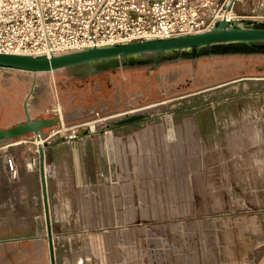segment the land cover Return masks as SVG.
<instances>
[{
  "label": "rangeland",
  "instance_id": "rangeland-1",
  "mask_svg": "<svg viewBox=\"0 0 264 264\" xmlns=\"http://www.w3.org/2000/svg\"><path fill=\"white\" fill-rule=\"evenodd\" d=\"M236 15L264 19V0ZM79 69L0 67V127L26 119V99L33 117L108 106L43 130L92 134L106 161L86 179L46 141L48 214L37 133L0 145V264H52L49 226L56 264H264V54ZM155 102L143 121L90 127Z\"/></svg>",
  "mask_w": 264,
  "mask_h": 264
},
{
  "label": "built area",
  "instance_id": "built-area-1",
  "mask_svg": "<svg viewBox=\"0 0 264 264\" xmlns=\"http://www.w3.org/2000/svg\"><path fill=\"white\" fill-rule=\"evenodd\" d=\"M243 1L0 0V52L51 55L200 32L237 18Z\"/></svg>",
  "mask_w": 264,
  "mask_h": 264
},
{
  "label": "water",
  "instance_id": "water-1",
  "mask_svg": "<svg viewBox=\"0 0 264 264\" xmlns=\"http://www.w3.org/2000/svg\"><path fill=\"white\" fill-rule=\"evenodd\" d=\"M264 54V19H218L204 31L181 34L172 37H152L128 43L93 46L66 52L46 54H25L0 52V67L26 71H55L79 67L75 75L85 76L129 66L161 65L179 60H197L227 54ZM29 97V96H28ZM108 109L104 107L77 106L66 112H55L53 117H33L25 103L26 119L12 126L0 127V145L18 139L28 133L49 134L43 130L60 123L80 120L99 114ZM145 114H134L117 121V124H131L143 121ZM48 144V143H46ZM41 149V176L47 214L49 210L47 175L44 147ZM49 244L52 264L55 262L53 233L49 226Z\"/></svg>",
  "mask_w": 264,
  "mask_h": 264
},
{
  "label": "crops",
  "instance_id": "crops-1",
  "mask_svg": "<svg viewBox=\"0 0 264 264\" xmlns=\"http://www.w3.org/2000/svg\"><path fill=\"white\" fill-rule=\"evenodd\" d=\"M108 140V142H111L110 139ZM101 143V139L94 137L92 134L83 137L73 135L62 140L55 139L48 141V148L53 152L54 161L56 162H59V154L63 148L70 149L72 153L67 158L69 164L73 166L79 164L81 172L85 174V178L87 179V174L90 172L88 169L90 167L99 163L98 161L100 160L103 164L106 162L103 155L105 151H103ZM75 150L78 152V157L76 156L77 152L75 153ZM63 162H60V164H63ZM107 162L110 163V161Z\"/></svg>",
  "mask_w": 264,
  "mask_h": 264
},
{
  "label": "bare ground",
  "instance_id": "bare-ground-1",
  "mask_svg": "<svg viewBox=\"0 0 264 264\" xmlns=\"http://www.w3.org/2000/svg\"><path fill=\"white\" fill-rule=\"evenodd\" d=\"M232 12L233 11L229 12L228 18H232L233 17ZM22 71H26V70H22ZM40 72H51V71H37L35 73H40ZM158 103L159 102H155V103H151V104H145V105H142V106L134 108V109H129V110H125V111H115L113 113H109L107 115L102 116L98 120H95L94 122H91L90 127L91 128H98L99 126L103 125L104 123L106 124V123H111V122H114V121H118L120 119L129 117L130 115H132L134 113L150 112V111L155 110L156 108H158V105H159ZM50 136H51V134L47 138H44L41 133H37L35 142L38 144V147L41 146L42 144H44ZM46 172H47V166H46ZM79 258H81V257H79Z\"/></svg>",
  "mask_w": 264,
  "mask_h": 264
}]
</instances>
